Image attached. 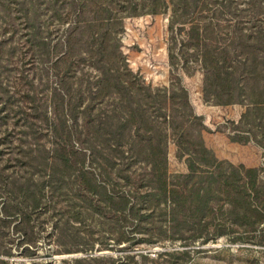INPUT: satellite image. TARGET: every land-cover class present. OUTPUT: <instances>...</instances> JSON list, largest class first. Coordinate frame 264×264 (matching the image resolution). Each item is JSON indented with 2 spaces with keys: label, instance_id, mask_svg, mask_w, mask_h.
<instances>
[{
  "label": "rangeland",
  "instance_id": "obj_1",
  "mask_svg": "<svg viewBox=\"0 0 264 264\" xmlns=\"http://www.w3.org/2000/svg\"><path fill=\"white\" fill-rule=\"evenodd\" d=\"M101 8L116 18H104ZM197 11L186 23L172 25V5L154 0H0V264H121L128 255L132 264H264V80H253L246 94L221 90L222 101L239 102L216 104L204 97L198 61L205 46L222 50L236 39L262 72L264 0H208L206 6L200 0ZM125 13L136 15L121 17ZM94 18L99 24L90 27ZM94 31L106 32L112 50L118 47L122 55L107 81H100ZM127 67L152 88L187 89L205 126L189 123L184 148L205 146L220 161L255 168L246 173L245 189L252 193L256 180L259 193L254 190L251 197L260 219L244 217L242 208L231 213L228 194L220 192L202 221L189 212L187 222L171 224L166 207L145 194L147 179L126 181L123 174L98 177V183L118 191L114 199L95 191L86 202L71 179L55 194L41 192L52 182L46 159L63 147L76 162L73 171L81 166L94 170L98 160L91 152L116 148L143 153L132 160L131 171L142 177L147 172L144 153L155 148L157 137L153 124L142 125V108L151 116L169 111L142 97V84L127 82ZM168 120L159 145L168 152L167 175L177 182L176 176L189 170V156L178 157ZM150 136L152 142L146 139ZM209 156L199 154L191 162L206 173ZM132 184L140 197L129 200L143 207L139 217L118 210L125 202L116 196L136 189ZM34 189L40 198L36 209L27 197V190Z\"/></svg>",
  "mask_w": 264,
  "mask_h": 264
},
{
  "label": "trees",
  "instance_id": "obj_2",
  "mask_svg": "<svg viewBox=\"0 0 264 264\" xmlns=\"http://www.w3.org/2000/svg\"><path fill=\"white\" fill-rule=\"evenodd\" d=\"M154 1L159 4H165L168 6L170 4L172 5V25L177 20H185L183 23H186L188 16L198 12L197 8L200 2V0ZM207 1L208 0H204L205 6L207 5ZM95 4L97 7V1ZM101 10H105L104 18H116L115 16H112L113 13H110L109 9L101 8ZM178 10L181 11L178 12ZM151 12L154 13L156 11L153 9ZM133 15L136 14L125 13L121 17L124 18ZM175 17L177 19H175ZM98 19L99 18L91 19L89 26L93 27L94 25L99 24ZM208 30V32H213L210 28ZM94 32V36L91 35L93 39L92 49L94 48L99 54L98 56L101 58L99 60L100 64H97L102 68V76L100 81H107L109 72L112 71L114 67H117L116 65L118 63L116 61V57H118L119 54V56L122 58V55H120L121 52L120 50L118 51V47H115L112 50L110 45L111 43H109L105 37L106 32L99 31L95 32V34ZM204 40H207L205 36ZM235 40L236 39H232L231 46H226L222 50H218L214 46H205L206 50L202 53H199L198 56V61L201 63L204 70V97L216 104H230L239 102L234 99L222 101L220 99L222 91L224 93L231 94L235 93V89H238L242 94H246V90L253 80H264V68L262 72L255 69L256 66H254V64L257 60L256 57H249L245 46L242 45V47H239L238 45H235ZM230 52H233L234 56H236L235 59L232 57ZM102 56H108V59L104 61L102 59L104 57ZM234 60L236 61V65L239 66L238 68L234 65ZM238 69L240 74L236 76L235 73ZM126 70L128 75L127 82L142 84V88L144 89L142 91V97H144L146 100H150L149 103L153 102L157 104L159 109L167 107L169 111L168 113L165 111L161 113L160 110V113L163 115L154 114V116H151L147 113V108H142V112L140 114L142 125L153 124L154 128L156 129L157 137V144L155 148H153V146L148 147L147 151L144 153L148 165L145 168L147 172L143 174L142 177L141 174L131 171L132 160L137 159L143 153L134 150V152H128L126 154L124 151L118 150L116 148L111 150L107 149V151L103 149L92 151V158L98 160L97 168H94V170H92L93 168L81 166L79 168H75L76 171H73L72 165H75L76 162H73L71 155L66 153L67 148L63 147L62 153L58 152L57 154L53 155L52 158L46 159L49 169L48 175L51 177L52 182L49 181V183L44 184L41 188V192L44 190H50L51 194H55L59 189H65L69 187L73 180V188L76 190V194L84 197L86 202H90L89 196L95 191H101L104 196H109V198L114 199L113 193L117 194L118 191L110 190L107 182L98 183V177L101 175L103 176V174H105L107 177H112L113 175L118 177L123 174L126 181L136 179L137 183H140V180H144L145 178L147 179V182L150 183V188L149 191L145 192V194L147 193V195L152 196V200H156L157 204H163L166 207L165 215L168 214V222L171 224H183L184 222H187L189 220V212H192V217L198 219L199 222L202 221V219L207 217L208 213L206 209L208 206H211L210 202H214L215 194H220V192L228 194V204L232 208L231 213L236 212V209L242 208L244 217L250 215L256 217L257 219L260 213V208L256 204L255 200L251 197V194H253L254 190H257L256 180L251 182L252 187L254 188L251 190L252 193L248 191L249 189H245L246 184L249 185V182L246 180V173L253 171L256 172L255 168H246L244 166H236L226 161H220L213 154H211L205 146L201 148L197 147L194 150L184 148L185 137L188 133L189 123L196 121L203 129L205 126L202 124V118L194 113L187 89L182 86H180L179 91H175V89L172 87L152 88L150 85H146L143 79L130 68L127 67ZM221 84L223 87H221ZM103 87L104 86L99 87L98 91L101 89L104 90ZM131 88V85L127 83V93L132 92ZM98 96H100V94ZM162 98H164L163 101H161ZM178 98H181L182 102H178ZM239 100L242 101V99ZM161 116H163V119H161ZM167 118L169 119L168 121L170 123L171 130H173V133L175 134L176 144L178 146V157L181 158L184 157V155L189 156V159H186L189 170L187 173L177 175V182L173 179H170V175H167L166 166L168 161V152L166 147H161L159 145L161 141H164L166 136L163 123ZM69 136L72 139L73 136L71 133ZM146 139L151 141L154 139V136H150V138ZM207 153L210 154L209 157L211 160V165L208 167L210 170L206 173H203L194 166V164L191 162V158L197 157L199 154L206 155ZM108 162L112 163L110 170L105 167ZM199 166L201 167L200 164ZM71 175H73L74 178H71ZM70 179L71 182L69 181ZM242 181L243 185L241 183ZM201 183L203 186H201ZM196 184L199 186H196ZM133 187L135 186L133 185ZM20 188L23 189V187ZM69 189L71 190V188ZM27 191L30 207L36 209L40 203V198L36 193L37 191L35 189ZM120 192L121 193H119L116 197L120 200V202L125 203H123V205H121L118 210H125L126 215L131 214L133 216L139 217L143 207H137L136 203L131 204L129 200L130 197L132 198L133 196L140 197L138 188L132 189L131 187L128 190L123 189ZM256 193L259 192L256 191ZM155 197L158 198L155 199ZM93 208L95 209L94 206H91L88 209ZM208 238L209 237H206L205 235L204 241H207ZM132 258L133 257L131 255H128L125 258V261L121 264H132L129 262L132 260ZM82 261V259H77L76 262Z\"/></svg>",
  "mask_w": 264,
  "mask_h": 264
}]
</instances>
